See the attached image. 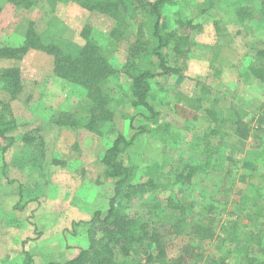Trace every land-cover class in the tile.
I'll return each mask as SVG.
<instances>
[{
  "label": "rangeland",
  "instance_id": "obj_1",
  "mask_svg": "<svg viewBox=\"0 0 264 264\" xmlns=\"http://www.w3.org/2000/svg\"><path fill=\"white\" fill-rule=\"evenodd\" d=\"M100 1L88 10L78 0H0V112L17 123L3 153L9 141L0 138L2 264H24L26 255L28 264L63 262L87 248L90 219L106 213L114 190L100 160L119 134L131 140L122 151L133 173L131 197L122 199L128 215L181 227L212 221V239L196 247L197 264L228 251L238 264H247V254L264 260V0L164 5L161 29L173 38L162 54L174 71L150 80L149 107L131 105L130 76L160 71L145 8L154 0ZM24 42L44 54L40 43L69 51L92 42L107 72L79 101L87 91L72 77L48 76L53 54L46 52L47 68L36 69L34 55L4 54ZM94 99L105 112L91 116L97 128L89 130ZM58 107L71 108L52 121L42 116ZM79 154L94 160L84 166ZM169 231L168 257L199 242Z\"/></svg>",
  "mask_w": 264,
  "mask_h": 264
},
{
  "label": "trees",
  "instance_id": "obj_2",
  "mask_svg": "<svg viewBox=\"0 0 264 264\" xmlns=\"http://www.w3.org/2000/svg\"><path fill=\"white\" fill-rule=\"evenodd\" d=\"M80 5L88 10L101 8L100 0H78ZM141 1V0H140ZM175 0H154L146 1L148 16L152 18L150 26V39H152L150 53L157 58V68L160 71L142 70L131 75V105L133 107H149L147 96L150 92V80L159 74H168L174 71L173 67L166 65L162 49L169 45V40L173 38L170 31L161 29V8L164 5L172 4ZM107 4V3H106ZM116 6V0L111 1ZM34 43V42H33ZM29 42L19 44L17 47L5 49V55H15L16 59H22L29 49ZM44 50L55 57L54 71L61 77H72L74 81L83 86L89 94L90 90L97 89V84L101 81L104 72L108 67L104 60L100 59L98 47L87 42L82 46H74L69 51L57 45H48ZM37 48V45H36ZM17 74V71L14 70ZM13 75L14 73H9ZM14 75L15 83L20 84L17 75ZM5 76H7L5 74ZM74 82V83H76ZM76 83V84H78ZM95 105L90 108V117L96 113L102 114L103 107L94 99ZM68 116V115H67ZM89 117V118H90ZM92 118V117H91ZM89 120L87 128H95L97 119ZM108 118V117H107ZM95 125V126H94ZM17 127L16 120L7 117L0 112V138L9 142L2 145V153L10 146L14 140L9 132ZM97 128V126H96ZM131 143L123 135L119 134L109 148L104 152L100 163L104 166L105 178L114 179V190L112 196L108 199V209L106 213L95 211L91 220L94 233L90 235L89 245L87 248L80 249L78 254L66 261L49 263V264H197L201 258L199 252H196L198 244L213 237L212 221L206 220L201 223L188 224L181 227L183 222L171 220L169 222H156L154 219H141L128 215L123 209V198L131 197L130 190L133 187L131 183L132 170L126 159L122 157L123 149ZM175 185L178 186L180 177L175 176ZM135 187V186H134ZM188 224V233L184 232ZM186 226V227H185ZM180 235L183 232L190 234L189 237L198 240L197 245H186L181 254L176 257H168L166 254V242L170 239L171 232ZM97 232V233H96ZM98 234V235H97ZM229 254V251L227 255ZM225 255L219 261H213L212 264H238ZM245 256V255H244ZM27 255L24 264H28ZM228 258V259H227ZM245 258V259H244ZM242 260L247 264H264L260 257L250 256L247 254Z\"/></svg>",
  "mask_w": 264,
  "mask_h": 264
},
{
  "label": "crops",
  "instance_id": "obj_3",
  "mask_svg": "<svg viewBox=\"0 0 264 264\" xmlns=\"http://www.w3.org/2000/svg\"><path fill=\"white\" fill-rule=\"evenodd\" d=\"M19 44V43H18ZM29 51H27L26 52V54L24 55V57L26 58L27 56H30V55H34L33 56V60L34 61H32L31 60V63L30 64H32L33 65V67H32V69L34 68V69H36V65L37 66H39L40 68H43V66H45L46 67V65H45V62L44 61H46L47 62V60H49L50 61V59L48 58V55H46L47 53L45 52V54L44 53H37V51H36V49H33V48H30V49H28ZM41 50V49H40ZM41 52H43V51H41ZM23 57V58H24ZM21 59V61H23L24 59ZM54 60V59H53ZM52 62V61H51ZM47 68V67H46ZM31 69V70H32ZM53 70H54V67H53V69H52V67H50V73H48V76H52L53 74H52V72H53ZM20 72V71H19ZM44 75L46 74V73H43ZM57 80H59L58 81V84H60L62 81H60V80H62V78H57ZM63 85H65V84H63ZM52 87H48V91H50V90H52L51 89ZM62 91H65V89H63ZM78 95H79V97L77 96V98H80V100L79 101H82V100H85L88 96H87V93H78ZM46 96L48 97V98H51V96H50V94L49 93H46ZM43 102V101H42ZM69 108H71V107H65V108H63V109H60V107H58V108H56L54 111H53V114L54 115H52V114H50V112L52 111V109L53 108H50V111L49 112H43L42 111V116L43 115H47V117H48V119L47 120H49V121H52L53 119H55L61 112H63V111H61V110H65V111H67V110H69ZM112 110V109H111ZM118 115V114H117ZM120 116V115H119ZM118 116H114L113 114L111 115V120L110 121H116L115 119L117 118ZM113 121V122H114ZM113 124V123H112ZM82 127H84V125L82 126ZM108 128V129H107ZM107 128H104V129H107L105 132H103L104 134V137H105V139H104V141H106L105 143H107V139H108V144H110V142H111V133L110 132H112V130H113V127L112 128H109V127H107ZM103 130V128L101 129V131ZM106 132H108V133H106ZM121 132V131H120ZM79 156H80V158L82 159L81 160V162L83 163V165L85 164V163H87V162H91L92 160H94V158L92 159V160H86L85 158H83L80 154H79ZM98 158H100V156H98ZM82 165V166H83ZM86 165V164H85ZM84 165V166H85ZM82 168V167H81ZM64 168H62V170H63ZM76 190L74 191V198H76V199H78L79 197L76 195ZM47 198H48V196H47ZM75 201V200H74ZM72 215V220L73 219H75L76 218V215H77V212H75V210H74V212L71 214ZM1 258V261H0V263L2 264V262L4 263V260L5 259H2L3 257H0ZM55 263H57V262H55Z\"/></svg>",
  "mask_w": 264,
  "mask_h": 264
}]
</instances>
